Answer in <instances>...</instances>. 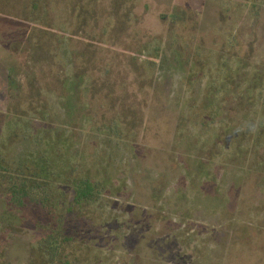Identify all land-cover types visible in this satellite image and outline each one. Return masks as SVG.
I'll return each instance as SVG.
<instances>
[{
	"label": "rangeland",
	"instance_id": "374dc122",
	"mask_svg": "<svg viewBox=\"0 0 264 264\" xmlns=\"http://www.w3.org/2000/svg\"><path fill=\"white\" fill-rule=\"evenodd\" d=\"M73 1L0 0L4 153L38 151L42 127L112 181L94 236L109 264H264V0H102L90 35ZM37 238L9 233L10 263L37 261Z\"/></svg>",
	"mask_w": 264,
	"mask_h": 264
},
{
	"label": "trees",
	"instance_id": "16d2710c",
	"mask_svg": "<svg viewBox=\"0 0 264 264\" xmlns=\"http://www.w3.org/2000/svg\"><path fill=\"white\" fill-rule=\"evenodd\" d=\"M101 1L76 0L69 4L72 11H77L81 4V14L73 35L86 32L84 25L97 16L90 11V6L94 7ZM44 2L50 5L56 0ZM34 4L35 8L39 7L37 2ZM115 14L118 15V12ZM125 17L128 14H124L122 19L119 16L117 22L123 21ZM46 23L47 26L50 25ZM106 33L107 28H104V34ZM51 35L55 37L56 34ZM61 45H54V51L58 53L62 49ZM39 49H47V46L39 45ZM5 72L2 83L11 94L13 81L10 74H7L9 71ZM75 84L76 79L71 82V86ZM46 114V110L34 108L31 113L22 116L36 118L32 125L40 123L45 126ZM117 116L119 118L114 121L115 127L110 128L114 131L110 140L123 144L127 132L121 125L125 117L122 114ZM41 128L37 130L42 136L39 133L33 136L39 147L38 151L25 157H13L4 153L6 145L0 144V201L6 212L4 217H13L9 224L5 220L0 222V264H11L4 241L9 233L19 231H32L38 235L35 248L37 261H30L29 264H109L106 254L96 247L94 236L98 222L109 218L103 202L108 192H114L111 190L114 187L110 188L112 181L108 177L101 179L90 175L82 176L78 167L71 163L74 160L72 145L61 147L58 135L51 137L50 132L48 134ZM10 142L9 138L8 143L12 146L13 143ZM42 144H45V149L40 147ZM58 151L66 156L65 160L58 158L55 154Z\"/></svg>",
	"mask_w": 264,
	"mask_h": 264
}]
</instances>
